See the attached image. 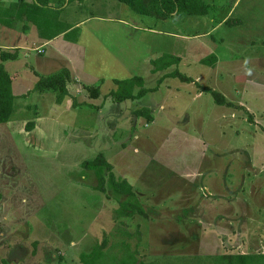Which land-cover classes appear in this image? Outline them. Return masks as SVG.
Instances as JSON below:
<instances>
[{
    "label": "rangeland",
    "instance_id": "1",
    "mask_svg": "<svg viewBox=\"0 0 264 264\" xmlns=\"http://www.w3.org/2000/svg\"><path fill=\"white\" fill-rule=\"evenodd\" d=\"M54 1L64 25L82 22V41L105 43V66L89 65L105 70V83L90 98L86 85L99 86L94 74L86 85L72 80L57 103L55 92L33 87L78 59L76 49L67 55L57 42L31 40L11 49L19 59L0 60L15 95L11 117L0 123V264H82L105 237L92 264H117L124 241L151 264H214L222 253L264 252V0H205L206 14L165 18L118 0ZM230 18L241 23L229 25ZM164 54L180 60L153 72L151 59ZM173 69L193 81L158 82ZM134 75L157 88L115 101L109 77ZM202 86L230 104L216 103ZM140 108L150 121L134 113ZM100 152L132 184L147 217L114 220L124 196L96 189L81 164Z\"/></svg>",
    "mask_w": 264,
    "mask_h": 264
},
{
    "label": "trees",
    "instance_id": "2",
    "mask_svg": "<svg viewBox=\"0 0 264 264\" xmlns=\"http://www.w3.org/2000/svg\"><path fill=\"white\" fill-rule=\"evenodd\" d=\"M72 1L80 2L81 0H66L69 4ZM127 6L134 13L142 14L145 16H155L157 18H165L168 15H203L208 12V3L205 0H118ZM64 3V2H63ZM63 5V4H62ZM60 6V5H59ZM51 4L50 0H13L5 5H1L0 0V24L5 27L15 28L18 23H22L20 27L23 30L32 25L36 28L38 36L51 39L56 35L63 33L65 38L71 41H76L79 36V27L73 25H64L59 20V13L61 8ZM226 23L229 25H236L241 23L239 19H227ZM18 53L16 50L7 51L0 50V60L16 59ZM211 63L216 62L215 55L211 54ZM180 56L174 54H164L160 58L151 59L153 65L152 71L167 69L175 65ZM165 77H177L181 81L192 82L193 79L183 75L177 69H173L160 78L161 82ZM72 81L71 72L68 68L63 67L59 71L48 76L40 77L35 85L34 90L44 92L51 90L56 93L55 101L61 103L62 100L69 95L68 83ZM116 88L111 90L109 94L115 101H122L127 98L140 97L147 91L155 90L153 88L143 87V79L139 75H134L129 78L113 79ZM157 82V83H158ZM12 78L7 70L4 68L3 63L0 62V123H5L11 117L13 111V100L15 95L12 93ZM88 96L90 98H97L100 95L98 86L86 85ZM138 87V90L134 89ZM202 91L210 92L216 103L229 105L223 94L213 88L202 86ZM148 108H140L134 111L135 114H142L147 121L152 119L148 113ZM33 122L28 121L26 129L30 130L33 127ZM83 168L89 169L93 172L97 181L96 189L106 193L109 188L113 194L118 197L124 196V199L118 200L119 204L115 209L114 220L125 218H132L135 214L147 217V212L142 205L141 201L133 191L132 184L125 178L116 176L113 172V165L109 162L104 155L100 152L90 160H83L81 162ZM121 231V230H120ZM124 236H128L129 232L122 230ZM107 238H103L98 242L93 250L88 254L81 256L83 259L82 264H89L87 260L92 257L90 264L93 260H97L102 256L103 250L105 251ZM122 253L117 259V264H151L139 261L137 251L131 250L127 241L122 243ZM125 250V252H124ZM115 259V257H114ZM214 264H264V252H247V253H222L214 259Z\"/></svg>",
    "mask_w": 264,
    "mask_h": 264
},
{
    "label": "crops",
    "instance_id": "3",
    "mask_svg": "<svg viewBox=\"0 0 264 264\" xmlns=\"http://www.w3.org/2000/svg\"><path fill=\"white\" fill-rule=\"evenodd\" d=\"M3 1H4V4L8 3L7 0H3ZM50 2L54 6H59L54 0H50ZM80 2H83V0H81ZM98 19L102 20L103 18L98 17ZM122 19L123 20H121V22H123L124 24H128L129 26L132 27L133 24H131V21H129V18L123 17ZM79 23L80 22H77L74 24L72 23V25L79 27L82 22L80 24ZM20 25H22L21 22L18 23L16 26L20 27ZM16 26H15V28H10V27H5L4 25L0 24V32H2V31L5 32V37H3L4 41L0 42V50L12 51L11 49H19V48L27 47L26 46L27 44H25V43L29 44L31 42V40L37 41V42H42L41 45H38L39 47L40 46L42 47V45L44 43L57 42V43H59L58 47H61V50H64L67 55H72V52L70 51V47L72 48V50L76 49V52L79 54L78 59L69 58V61H67L68 67H66V68H68L69 71L71 72L72 80H77L79 82V84H81V81H80V79H81L82 82H85L84 84L86 85L87 80L89 79L88 76L94 74L91 78L95 77V83H99L98 87H100V85L105 83V70H102L103 73H101L100 71L91 72L89 69L90 64L97 65L100 68L105 66V43H102V41H100V40L96 41L93 38H92V41H82L81 38H82V34H83V28L80 29L81 31H80V34H79L77 40L71 41V40H68L67 38H65L63 33H60L51 39H45V38L38 36L36 28L32 25H28L29 28H27L26 30H23L21 27L17 28ZM30 29L34 30L37 34L36 37H33V39L29 36H26V35H29ZM7 31L13 32V33H7ZM23 36H25L24 38L27 40V42H25L24 40L21 39ZM59 38H61V39H59ZM22 41H24V42H22ZM97 42H101V45H100L101 53L100 54L99 53L97 54V45H96ZM43 52H44V50H43ZM110 56L113 58H114V56L113 55L108 56V59H110V61H113L112 58H110ZM19 57H20V53H18L17 58L19 59ZM9 60H11V59H9ZM117 63L119 64V62H117ZM121 65H119V66H121ZM99 79H102V80H99ZM109 79H112V81H113L112 77H109ZM114 79H118V78H114Z\"/></svg>",
    "mask_w": 264,
    "mask_h": 264
},
{
    "label": "built area",
    "instance_id": "4",
    "mask_svg": "<svg viewBox=\"0 0 264 264\" xmlns=\"http://www.w3.org/2000/svg\"><path fill=\"white\" fill-rule=\"evenodd\" d=\"M41 52H43V49H40V50H39V53H41Z\"/></svg>",
    "mask_w": 264,
    "mask_h": 264
}]
</instances>
